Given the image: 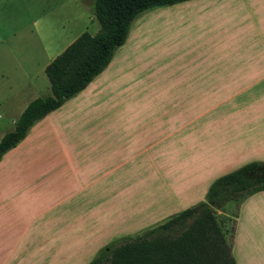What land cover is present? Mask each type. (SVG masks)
Instances as JSON below:
<instances>
[{
	"label": "rangeland",
	"instance_id": "rangeland-1",
	"mask_svg": "<svg viewBox=\"0 0 264 264\" xmlns=\"http://www.w3.org/2000/svg\"><path fill=\"white\" fill-rule=\"evenodd\" d=\"M92 3L93 0H0V141L6 134L13 131L14 123L30 102L52 95L51 85L45 73L46 67L83 33L96 35L99 32L100 25L90 10ZM259 8L260 11H258L264 17V0ZM162 9L165 8L155 7L139 15L140 18L135 19V21L138 20L133 24L129 32L131 35L128 34L125 45L118 51L116 50L114 59H120L121 55L125 57L122 53L127 54L128 58V65L122 71L124 74L119 78L122 82H127L131 78L137 80L136 85H141L142 81L149 80V73L155 76V73L159 74L163 69H167L165 71L167 73H185L197 69V64L193 61H180L181 56H175L173 60L169 59L172 41L178 40L180 45H186L187 41H192L195 21L184 19L180 14L165 15ZM135 40H139L136 46L132 43ZM125 73L130 74L125 76ZM105 75L104 80L107 85V81L113 77ZM158 76L160 75L156 77ZM112 91L107 95H99L98 100L106 97L105 102L101 103L105 106L101 105V109L96 106L89 108L84 118L89 116V121L96 118L108 119L115 113L114 104H118L117 108L124 110L126 102L136 99L139 104L144 97V94L139 91L125 94ZM154 95L159 96L157 103L161 100L160 96L166 97L165 100L168 101L166 108L168 117L172 121L166 127L164 135L167 130L175 131L183 125V122L186 124L189 118L198 117L200 113L204 114L200 121L187 125L183 131L175 135L180 147L173 151L169 161L175 160L180 155L179 161L181 164L185 163V168H187L193 167L197 158L206 157L212 152L224 157V154L235 157L228 164H226V159V163L212 170L209 169L208 164L201 165V171L205 169L207 172L205 178L210 177V180L234 172L246 162L264 163V147H262L264 138L256 140L257 136L264 137V126L248 125V123L256 122L257 117H260L258 119L261 121L264 120L261 118L264 110L258 109L261 107L260 104L264 103V86L254 89L252 93L235 95L172 93ZM192 98L196 100L194 103H190ZM216 102L219 107L214 110L212 107ZM112 104L113 106H108ZM247 104L256 105L247 106ZM184 106H186L185 109H183ZM69 108L70 105L65 106L52 117H66L70 111ZM155 108L159 107L156 105ZM160 111L162 112L161 107ZM140 112L142 110L138 106L136 114ZM157 118L159 122L153 126L156 132L150 140H157L163 135L160 131L163 126L160 120L163 117L158 109L155 111V119ZM59 128L60 132H63L61 124ZM184 138H186L185 142H183ZM172 142H164L161 146H168L170 143L171 149L174 150ZM141 143L144 144L145 141ZM244 144H249V146L243 147ZM42 145L43 143H38L36 147ZM58 145V142L46 139L43 147L30 150V138L25 140L15 150L4 155L0 163V184L4 178H7L12 168L18 166L32 168L35 164L42 163L46 159L43 157L49 155L53 148L58 149ZM32 146L35 147V145ZM175 146L177 147V143ZM259 147L260 158L251 157L245 160L240 158L243 154L259 153ZM136 151L137 149H132L120 155L119 158L115 156L114 161L117 163L121 161L125 166L109 175L104 182L101 180L92 185L88 191L90 205L85 206L80 215L88 218L84 220V227L81 229L84 233L81 237L85 240L90 238V243L89 240L84 241V248L74 240V249L83 247V251L75 254L67 253V250L59 252L58 246L64 249L67 246L66 240L60 239L61 242L57 244L56 242L51 243L50 238L45 237L49 232L57 230V223H52L50 219L53 221L55 216L64 213L69 202L52 210L43 220L35 222V216L38 215L40 209L50 202L47 201L41 206L34 207L27 201L25 205L27 211L23 216L21 214L19 216L9 215L10 221L18 219L19 222L6 220L7 222L3 223L0 221L4 224L0 229V264H5L7 258H9V264H91L102 255L110 257L112 250L124 242L143 238L150 231L157 229L181 212L197 206V204L192 205V202L189 203L197 196L191 198L187 191L185 193L188 199L177 197L176 188L180 176L178 178L176 173L172 174L171 167L163 168V172L160 169L159 172L153 173L148 162L149 156H137ZM189 154H194L196 158H189ZM172 157L175 158L172 159ZM178 159L170 166H178ZM154 160L155 165L162 166L163 161L156 159V156ZM206 160L208 159H201V161ZM166 162L165 159L164 164ZM108 165L109 163L106 162L105 168ZM102 168L103 166L100 167ZM26 177L33 179L34 174L26 175ZM102 184L105 190L98 188L99 185L102 188ZM199 191L201 194L199 203L206 202L209 189L205 186L204 180ZM19 192L16 190L10 194L3 193L1 187L0 199L19 197ZM66 192V189L61 191L57 195L58 198L66 197ZM33 196L34 194L27 195L26 198ZM245 196L231 200L221 210H216L218 220L223 223V229L228 236H226L227 239L232 232V222H234L238 204ZM37 227L43 230L42 237L37 233ZM23 229L25 231L23 243L14 253L11 249L9 255L7 247L21 242V235L18 234H22ZM7 233L9 237L6 236ZM176 233L177 231L174 230L172 234ZM40 238L46 242L47 252L42 253L34 249V246L40 245L38 243ZM23 245L27 249L25 253H21L22 248L25 250ZM68 258L70 261L67 260Z\"/></svg>",
	"mask_w": 264,
	"mask_h": 264
},
{
	"label": "crops",
	"instance_id": "crops-1",
	"mask_svg": "<svg viewBox=\"0 0 264 264\" xmlns=\"http://www.w3.org/2000/svg\"><path fill=\"white\" fill-rule=\"evenodd\" d=\"M261 2L262 0H189L172 6L159 7L165 8L162 9L165 15L180 14L184 19H189L191 22L195 21L193 25L195 33L192 41H187L186 45H180L178 40L172 41L170 43L171 55L169 59L173 60L175 56H181L180 61H193L197 64V69L185 73H167L165 72L167 69H163L159 74L158 72L155 73V76L153 73H149L148 81L145 80L142 81L141 85H136V79L130 78L127 82H122L119 79L124 74L122 71L128 65V58L126 57L127 54L122 53L125 57L121 55V58L116 60V58L114 59L115 53L110 64L93 79L85 90L67 100L59 109L36 122L28 131L25 139L14 149L8 151L15 150L29 138L30 150L43 147L46 139L59 143L58 149L53 148L49 155L43 157L46 159L42 163L35 164L32 168L24 166L12 168L7 178L1 181L0 188L2 187L3 193L10 194L18 190L20 196L0 199V221L5 223L8 220L9 222V215L19 216L21 214L23 216L27 211L25 210L27 201L32 203L34 207L41 206L47 201L50 202L40 209L38 215L35 216V222L43 220L52 210L69 202L64 213L55 216L53 221L50 219L52 223H57V230L49 232L45 237L46 239L50 238L51 243L56 242L57 244L61 242L60 239L66 240L67 246H63L64 249L58 246L59 252L67 250V253L72 252L75 254L83 251L85 248L84 241L88 242L89 240L90 243V238L85 240L81 237L84 233V230H81L84 227V220L88 218L80 215L84 211L83 208L90 205L88 191L92 185L99 183L101 180L104 182L109 175L122 169L125 164H122L121 161L117 163L114 158L115 156L119 158L120 155L132 149H137V156H149L148 162L153 173L159 172L160 169L163 172V168L169 169L171 167L172 174L176 173L178 178L180 176L176 188L177 197L188 199L185 193L187 191L190 193L191 198L197 196L189 203L192 202V205H198L201 200L199 190L202 188L203 180L205 186L209 189L218 179L205 178L207 172H205V169L201 171V165L208 164L209 169L212 170L223 164L226 159L227 163H225L228 164L235 157L226 154H224V157L212 152L206 157L197 158L198 160L193 163V167L187 168H185V163L181 164L179 161L180 155L175 160L169 161L173 151L180 147L175 135L183 131L187 125H193L200 121L204 114L200 113L198 117L189 118L186 124L183 122V125L175 131L167 130L164 135L166 127L172 121L168 117L166 108L168 107V101L165 100L166 97L160 96L161 100L157 103L156 100L159 96L156 97L154 94L235 95L252 93L254 89L264 86V17L259 12ZM139 18L140 16H138ZM136 21L130 26L129 32H131ZM138 41H132L133 45L136 46ZM105 74L113 77L107 81L111 85H106ZM126 74L129 75L130 73H125V76ZM157 75L160 76L156 77ZM110 91L119 94L139 91L144 94V97L139 104L136 99L126 102L123 107L124 110H120L117 108L118 104H114L116 107L114 108L115 113L113 117L108 119L96 118L89 121V116L84 118L89 108L96 106L101 109V105H104L101 103L105 102L106 97L98 100L99 95H107ZM199 98L201 101V97ZM94 101L95 103L90 104ZM195 101V98H192L190 103ZM67 105H70V111L66 114V117H52L54 113L62 110ZM156 105L159 108H155ZM254 105L256 104H247V106ZM260 105L261 107H258V109L264 110V103ZM108 106H113V104ZM138 106L142 112L136 114ZM218 107V102H216L212 109L217 110ZM157 109L163 117L160 120L161 125H163L160 131L163 132L164 136L162 135L157 140H150L156 132L153 126L159 122L158 118L155 119ZM246 109L248 110V108ZM72 111H74L73 114ZM261 116L264 119V112L261 113ZM258 118L260 117L256 118V122L248 123V125L264 126V120L261 121ZM60 124L63 132H60ZM174 137L175 139H173ZM263 138L257 136L256 140ZM142 141H145V143H141ZM167 141H173L174 150L171 149L170 143L168 146H161ZM185 141L186 138L183 142ZM38 143H43V145L36 147ZM176 143L177 147L175 146ZM32 145H35L36 148ZM244 146H249V144H244ZM262 147H264V144ZM248 150L250 151V149ZM153 151L156 159L163 161L161 167L155 165ZM258 152L257 154H243L240 158L242 160L251 157L260 158V147ZM188 157L196 158L194 154H189ZM165 159L167 162L164 164ZM177 159L179 165L174 166L177 167L175 169L170 164ZM201 159L208 160L201 161ZM106 162L109 163L107 168L104 166ZM247 164L250 163L241 164V167ZM101 166H103L102 169H100ZM95 172L100 175L96 176ZM134 172H138V170H134ZM31 174H34V178L28 179L26 175ZM98 188L105 190L104 184H102V188H100V185ZM64 189L67 191V196L58 198L57 195ZM33 194L32 198H26L27 195ZM12 221L19 222L18 219H12ZM3 223H0V229L4 226ZM22 224L24 226L23 221ZM232 224V232L227 240L237 264H264V191L242 197ZM37 233L40 237L43 236V230L40 227H37ZM18 235H21V242L14 244L12 247L8 246V254L11 249L14 253L15 250L17 251L20 248L25 237L24 229L22 234ZM6 236L9 237V234L7 233ZM74 240L84 248H78H83L82 250L74 249ZM38 243L40 245L34 246V249L40 250L42 253L47 252L45 249L46 242L41 239ZM24 248L25 250L22 248L21 253L27 251L26 246ZM49 251L53 252L52 250ZM69 259L67 260L70 261ZM5 264H9V258H7Z\"/></svg>",
	"mask_w": 264,
	"mask_h": 264
},
{
	"label": "trees",
	"instance_id": "trees-1",
	"mask_svg": "<svg viewBox=\"0 0 264 264\" xmlns=\"http://www.w3.org/2000/svg\"><path fill=\"white\" fill-rule=\"evenodd\" d=\"M189 0H93L90 10L100 25L96 35L79 36L45 69L51 96L26 107L13 131L0 141V162L39 120L85 90L127 40L130 26L143 12ZM264 191V163H250L218 178L206 202L181 212L147 236L126 241L110 257L91 264H237L216 210L240 196ZM177 231L173 235V231Z\"/></svg>",
	"mask_w": 264,
	"mask_h": 264
}]
</instances>
